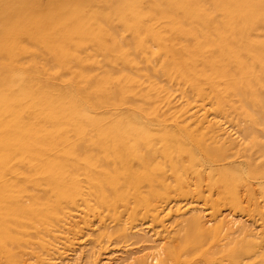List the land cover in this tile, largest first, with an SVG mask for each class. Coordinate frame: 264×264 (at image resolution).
I'll return each mask as SVG.
<instances>
[{"label": "bare ground", "instance_id": "6f19581e", "mask_svg": "<svg viewBox=\"0 0 264 264\" xmlns=\"http://www.w3.org/2000/svg\"><path fill=\"white\" fill-rule=\"evenodd\" d=\"M221 1L222 9H225L229 18L228 21L222 22V26L220 24L215 26L214 29L217 30V33L214 36L201 37L200 22L202 20L200 18L204 15L201 11L203 6L199 7L196 0H119L121 10H117V12L122 14L124 24L130 25L132 30L141 29L138 27V20L143 16L157 22L158 24H156L160 27H148L145 33L147 32L153 36L158 35V38L172 31L192 35L193 41L185 50L180 52L171 51L168 68L162 69L161 67L162 70H160L159 75L164 72L168 80L186 85L202 99L212 98L218 101L222 96L223 101L230 99L229 95L233 91L238 93V96H242V93L246 91V87L251 80V68L256 58L251 56V43L242 42L239 46H235L227 34L228 29L240 34L245 32L244 22L250 20L248 13H245V8L253 1ZM27 2H24V5H19L22 8L18 6L19 10L15 11L19 13L25 10L26 22L28 20L30 23L34 21V37L36 36L41 43L42 35H45L46 40L58 55L70 51L69 41L77 35H79V38L82 36L79 29L83 27L84 23L77 24L71 20L68 21L69 19L62 20V14L61 20L58 21L60 16H57V22L46 20L47 23L45 24L43 23L44 18H41L38 13H34V17H32ZM47 5L49 6V4ZM89 11L92 10L89 9ZM108 13L110 12L107 11ZM7 16L9 18V15ZM11 16L14 17L15 13ZM74 16L71 15L70 19ZM13 19L7 20V25L10 24L8 25L10 35L1 34L3 37H0V255L5 258L6 264H17L18 259V257L8 252V244L14 243L18 246L15 248L19 249L26 240L36 237L35 225H53L55 228L54 225H60L58 222L62 221L60 216L64 213V210L78 205L83 206L86 210L100 209L101 212H105L109 218L116 221L113 229H109L110 232L108 231V225L100 222L99 232H97L95 239L100 240L101 237L106 236L104 233L108 231V235L111 233L117 234L118 237L127 240L136 236L135 240L146 242L150 244L149 246L152 245L151 250L161 249L162 244L165 242L163 237L157 238L154 236L155 234L151 236H146V234L144 239L143 234L140 233L143 237H140V234L133 235L127 232L128 229L124 224L117 222L124 212L128 214L130 220H133L138 217L141 209L154 210L151 206L152 200L165 197L172 189L182 190L186 193L188 191L185 185L186 182L184 183L181 175L184 170L197 174L200 167L208 168L211 185L215 189L217 188L221 194L227 196L232 206L237 207L239 205V196L237 197L236 192L238 180L234 178L232 169L229 167L218 169L213 162L219 154V157H221L223 147L221 141L212 140L209 142L206 140L208 142L205 143L200 140V144L205 146V158L201 154L191 156L184 162L179 158L187 139L186 125L182 126V115L185 111L180 105L176 106L173 100L171 101L169 94H166L168 90H171V88L166 87L169 83L165 85L160 79H155L156 75L154 76L150 72V65L141 62L143 66L138 67L135 61L136 55L134 56L132 52L134 45L131 42L130 47H128L129 43L125 48L121 46V50L116 51L118 54L116 53L113 57L114 61L122 64V66L120 65L122 69L119 68L120 70L117 69L116 71L115 68L114 70L109 67L111 69L101 72L104 78H116L122 92L144 97L137 104V110L126 113V119L122 113L125 120H122V122L120 121L122 119L120 114L109 111L110 107H115L118 104H115L114 99L112 100L110 96L103 93L102 89L97 88L94 83L89 86L92 89L91 91L86 90L82 85L71 89L65 86L58 77L42 76L32 84L22 70V60H25V58L23 59V52L33 45L27 40L22 41L18 38V34L24 33L25 35L27 33V36L30 37V33L25 32V29L28 28H24V23L12 24ZM51 19L53 18L51 17ZM100 22H95V27L91 24L90 26L94 27L91 31L97 38L95 45L105 46L103 37L108 33L110 36L116 34V30L110 23L106 24L108 26L106 28ZM86 24L88 25V23ZM43 26L46 27L45 30H43ZM210 30L212 31V29ZM119 42L121 43L120 40ZM106 47L112 50L109 44ZM47 49L49 50V48ZM72 51L74 52V50ZM150 52L147 47L143 48V53L148 55ZM204 53H208V56L213 60V64L203 60ZM67 55L68 58L72 56ZM26 58L29 59V57ZM127 64H131L133 69L125 67ZM227 64H231V66L228 67ZM53 67L55 68V66L50 68L53 70ZM85 72L86 70L82 69L81 74L85 75ZM58 74L60 72L56 71V75ZM163 82L165 83L164 80ZM8 85L15 86L13 92L8 91ZM210 95L211 97H209ZM240 98L242 99V97ZM150 102H158V106L161 103L169 110L166 119L164 118V124L168 123L173 128L163 132L152 130V126H159L162 123L155 114L149 112V109H151ZM22 110L30 111L31 114L22 119L19 113ZM35 120L38 122L37 125L34 123ZM210 126L212 130L219 129V126L214 122H210ZM156 141L162 142L159 150L160 160H155L156 152H151L154 154H148L152 156H148L150 159L145 161V158H141L140 155L141 148L144 143L149 142L152 144L149 150L157 151V146H154ZM133 161L136 162V166H134ZM161 167H167L166 169L172 172L175 178L173 185L166 181V177L161 172ZM23 199L28 200V203L25 204ZM130 203L133 204V208L128 207V205H132ZM166 209L171 212L177 209L175 215H180L182 218L188 212L190 213L183 219L184 224H186V230H184L186 234H183L185 236L181 238V235H179L177 238L180 237V240L175 238V242L180 241L179 243L184 245L186 253L190 254L198 251L197 249L201 244H206L210 238L222 232V229H228L231 236L235 232L241 233L244 229L247 232L243 245L241 248H234L228 253L231 264H239L243 259L255 260L256 258H259L256 261L257 264H264V250L262 251V245L255 238L256 233L251 227L238 225L237 221L232 218L231 213L224 216L217 214L214 218H206L197 209L182 212L177 207L173 209V206H168ZM156 216L158 215L156 214ZM65 221L64 219V223ZM211 221H214L212 226H210ZM69 224H71L70 220ZM61 226L58 228H61ZM183 226L185 227V225ZM141 229L138 232H145ZM146 231L148 232V230ZM172 240L174 241L173 238ZM69 241L71 240H66V242ZM56 242L58 240H55ZM55 243H49L50 248L46 246L45 252L48 251L49 253H46L45 259L42 258L36 264H65L64 258L55 257V251H50L51 249H59L60 245ZM174 245V247L170 245L168 248L171 254H174L175 248L178 247L176 243ZM155 256L142 255V258L140 257L137 262L138 264H146L145 261L150 259L153 264ZM134 262V255L129 254L120 256L118 262L114 264H134Z\"/></svg>", "mask_w": 264, "mask_h": 264}, {"label": "rangeland", "instance_id": "374dc122", "mask_svg": "<svg viewBox=\"0 0 264 264\" xmlns=\"http://www.w3.org/2000/svg\"><path fill=\"white\" fill-rule=\"evenodd\" d=\"M27 1L28 0H0V37H3V35L5 34L8 35L10 33V31H8L10 29V27L8 28V25L10 24L7 25L8 23L7 20H9L10 18H14L13 21L10 20L12 21L11 22L12 24L24 23L25 24L24 28H28L25 29L26 30L25 32L28 31L30 33L29 35L30 37L27 36V33H25V35L24 33L18 34L19 37L18 35L16 36L22 41L27 40L28 42H30L31 45L36 46V47L29 46V48H27L23 52V59L25 58V60L24 61L22 60V70L25 73L26 77L31 80L30 82L32 84H34L39 78H42V76L58 77L65 86L71 89H75L78 85H82L84 88H86V90L91 91L92 89L89 88V86H91V84L94 83V85L97 88H99L100 90L102 89L103 93L110 96L112 100L114 99L113 101L115 104H118L115 107H110L109 111L114 112L116 114H120V118H122L120 119V121L122 120L125 121L124 116L127 115L126 113L137 110L138 109L137 104H139L144 97L142 95H135L128 92H122L119 87V82L117 81L116 78H111V79L109 77L104 78L103 77L104 75H102L101 72L103 70L111 69L109 67H112V69L115 68L116 71L119 68L122 69L121 68L122 64L114 61L113 57L117 52L121 50V46H124L125 48L129 45L128 47H130V42H131L134 45L132 47L131 44V47L133 48L132 52L134 53V56L136 55L135 61L138 64V67L140 68L141 66H143V64H148L150 65L151 70L155 69L153 70L154 72L151 70L150 72L153 73L154 76L156 75L155 79L157 80L160 79V81L163 84L166 85L169 83L168 86L166 85V87L171 88V90H168L167 88L168 93H166V91L165 93L169 94V98L171 99V101L173 100L176 106L180 105V107L183 108V111H185L184 114L182 115L183 118L182 126L186 125L187 139L184 144V150L182 151L179 158L183 162L191 158V156H198L200 154L202 155L203 158H205L206 156L204 152L205 146L204 145L202 146L200 144V140L204 141L205 143H207L208 141L210 142L212 140L221 141L223 144L221 157H219L220 155L219 154L213 162L215 167H217L218 169H222L224 167H229L232 169V174L234 173L233 174L234 178L238 180L236 192H237V197L239 196L238 197L239 205L237 207L232 206L228 201L227 196L221 194V192H219L217 188L215 189V187L211 185L208 177L209 175L208 168L205 169V167H200L199 168L200 170L197 174L184 170L182 171L181 175L184 180V183L186 182L185 185L188 190L186 193H184L182 190L172 189V191L167 193L165 197L155 198L152 200L151 206L153 207L154 210L141 209L139 210L138 217L133 220H130L128 214L124 212L122 214V217H120V220L117 222L119 224L121 223L124 224L125 227L128 229L127 232L132 233L133 235H137L140 233L143 234L144 239L146 238V236L148 235L151 236L153 234H155L154 236L157 238L163 237L165 239L163 241L165 242L162 244L163 247L161 249L151 250V248L153 247L152 245L149 246L150 244L146 242L135 240L136 236L135 238H131V239L129 238L130 240L129 239L127 240L126 238L123 239L118 237L117 234L111 233L108 235L107 233L109 229H113V227L116 224V221L109 218L106 215V213L101 212L100 209L86 210L84 209L83 206L78 205L77 207L73 206L70 207L71 209L68 208L64 210L63 213L64 215L62 214L60 216V220L62 221L58 222L60 225L57 226L54 225L55 228L57 227L56 228L57 230L53 227V225L50 226L40 225L42 228L39 225H35V228L37 229V230L35 229V231L37 232L35 238L26 240L25 243L21 247H19V249L15 248L18 246L14 243L8 244L7 246L8 252L13 256L18 257L17 264H23V262L24 264H36L42 258L45 259V257L47 256L46 253H49L48 251L45 252L46 246L50 248L51 246L49 243L51 244L55 243V240H58V242H56L55 244L60 245V247L58 250L51 249L50 251L51 252L55 251L54 254L55 257L60 256L61 258H64L65 264H106V263L114 264L118 262L120 256H126L129 254L134 255L135 258L134 264H138L137 262L138 259L140 257L142 258V255H146V254H150L151 256L156 255L155 260H153V264H231V260L228 257L229 256L228 253L234 248H238V249L241 248L244 239L246 238L247 230L244 231L243 229L241 233L235 232L231 236L230 231L228 229H222V232H220L217 236L215 235L212 238H210L208 242H206V244L205 243H203L204 245L201 244V246L197 249L198 251L191 252L189 254L184 251L185 247L182 243H179L180 241L177 242L175 241L177 239L180 240L185 236V235L183 236V234H186V232L184 231L186 230V224H184L183 219L187 214L189 215L190 213L188 212L182 218L180 217V215H175V211L177 210L175 209V207H177L181 212L191 211L192 209L200 210L202 215L206 216V218H214L215 216H217V214L224 216L225 214L231 213L232 218L235 221H237L238 225L251 227L253 229V231L257 235L255 236V238L257 242H259L260 245H262L263 247L262 251H263L264 250V172H263L264 171L263 168L264 167V0H252L253 2L248 4V6H246L245 13H248V16H250V20L249 22L246 21L244 22L245 32L243 34L229 31V29L227 31L228 37L230 36L229 37L230 41H232V43L235 46H239L242 42L251 43L252 44L250 48L251 56L253 58H256V60L251 68L250 84L246 87V91L242 93V96H238V93L233 91L229 95L230 99L223 101H222V96L219 98L218 101H215L212 98L202 99L198 97L194 92H192L186 85H182L180 82H176L174 80H168L164 72L160 73L159 75L160 70L168 68V64L171 59V51L180 52L185 50L187 46L193 41L192 35L183 34L178 31L177 32L172 31V32H167L166 35H164L163 37L160 36L158 38L157 37L158 35L153 36L148 34L147 32L145 33L146 28L148 27L149 28L157 27V26L160 27V25H157L158 24L157 22H153L147 16H143L140 18V20H138V24H139L138 27L141 28L140 30L138 29L132 30V27L130 25L124 24L122 14L117 12V10H121V7H119L120 4L119 0H43V1L29 0V2ZM196 1L198 2L199 7L203 6L202 8L205 9L204 10L201 8L202 14H204V15L201 14L202 17L200 18L202 22L204 21L203 23L200 22L201 37L214 36L217 33V30L214 29L215 26L218 24L222 26V22L228 21L229 18L225 9H222L223 8L222 1L221 0H213V2L212 0H208V2L207 0L206 1L196 0ZM24 2L25 3L27 2L28 3L27 5L30 6V13H32V17H34L33 16L34 13L36 14L38 13L39 16L41 15V18H44L43 23L45 24L47 23V21L57 22V18H58L57 16H60L58 18V21L61 20L62 14H63L62 20L69 19L68 21L71 20L73 22H76L77 24L84 23L83 27L79 29L81 30L80 34H82V36L79 38V35H77L79 33H77L76 34L77 36H75L74 39H71L69 41L70 51L62 55H58L56 50H54L52 45L48 42V40H46L45 35H42L43 37L42 39L44 41L41 39V43L37 40L36 36L34 37L35 23L34 21L30 23V21L28 20L27 21L28 24H27L26 22L27 15H25V10L16 13V11L19 10L18 6L24 5L25 4ZM47 4H49V6ZM53 4L56 5L58 4L57 6L59 8ZM46 5L48 6V8ZM19 7L22 8L21 6ZM50 8L51 9L54 8V9L51 10ZM87 8L91 9L92 11L88 12L89 9ZM61 10H63L64 12ZM107 11L110 12L111 14L108 13L109 14L108 15ZM10 12H12L11 15L15 13V16L12 17L10 15ZM4 14L6 16L5 18H4ZM67 14H69L70 16ZM73 14L74 15L76 14L75 15L76 17ZM7 15H9V18ZM66 15L68 18L66 17ZM71 15L74 16L75 19L73 17H72L73 20L72 18L70 19ZM81 15L85 17L84 18L83 16L80 17ZM51 17L53 19H51ZM93 20L96 23L101 21L100 23L106 28H108L106 24L110 23V25H113L114 29L116 30V34L110 36L108 35L109 34L108 33L103 37L105 46L95 45L97 38H95L96 37L95 34H92L91 31V29H94L96 25V23ZM86 23H88V25ZM91 24L94 27L90 26ZM28 25L29 27L30 26L31 27L29 28ZM45 28L46 27L43 26V30H45ZM5 29L7 30L8 33L6 32ZM210 29H212V31ZM3 30H5L6 33L3 32ZM119 40L121 41V43L119 42ZM108 44L111 46L113 51L110 50L108 47H106V45ZM144 47H147L148 50L151 51L150 54L147 55L143 53ZM163 47L164 49H162ZM47 48H49V50ZM72 50H74L75 53ZM66 55L67 56L72 55V56H69L68 58L66 57ZM26 57H29V59H27ZM84 57H88V58H84ZM203 60L205 62L213 64V60L208 56V53L203 54ZM66 61L67 63L65 64ZM34 63L38 65L35 66ZM74 65L76 66V68ZM49 66L50 67L55 66V68L53 67L52 70V68H50ZM227 66L230 67L231 64H227ZM125 67L132 68V65L127 64L125 65ZM82 69L86 70L85 75L81 74ZM56 71L60 72V74L56 75ZM163 80L165 81V83L163 82ZM14 87H15L14 85H8L7 89L8 91L13 92ZM161 94H163V92H161ZM209 97H211V95ZM240 97H242V99ZM157 103L158 102H150L151 109H149V112L155 114V116L160 119L162 125L152 126V130L156 132H163L164 130L173 128L168 123L164 124L169 110L166 109V107L163 104L159 103L158 106ZM19 113L22 119L27 118L28 115L31 114L30 111H26V110H22ZM122 113L124 114V116ZM121 114L123 117L121 116ZM210 122L216 123L219 126V129L212 130L210 126ZM34 123L35 125H37L38 124L37 120H35ZM151 145L152 144L149 142L144 143L143 147L140 150L141 158L143 159L145 158L144 160L148 161L150 159V157L148 156H152L154 154L151 152H156L154 158L155 160H160L161 155L159 154V150L161 149L162 142L161 141L154 142V146L155 147L157 146L156 147L157 151H150L149 148ZM150 153L152 155H148ZM245 154L246 156H244ZM135 163L136 162L133 161L134 166H136ZM166 168L167 167H161V172L163 176L166 177V181L170 185H173L175 179L174 175L169 169ZM27 201L28 200L23 199V202L25 204L28 203ZM129 206L133 208V204L128 205V207ZM168 206H173V209L175 210H173V212L168 211L166 209V207ZM72 209L73 211H71ZM156 214L158 216H156ZM64 219L66 220L65 223L67 222L66 224L64 223ZM68 219L70 220L71 224H69ZM100 222H104V224L108 225L107 226L108 231L107 233H104V235L106 236H103L100 238V240H97L95 239V236L97 232H99L98 228L100 227L101 224ZM213 224L214 221H211L210 226H212ZM183 225H185V227ZM60 226L61 228H58ZM139 229L145 231L146 233L141 231L138 232ZM146 230H148V232ZM143 235H141L140 237H143ZM179 235H181V238L180 237L177 238ZM172 238L174 239V241L172 240ZM69 239L71 241L66 242V240ZM175 243L176 246L178 247L175 248L176 250L174 251L175 253L171 254L168 248L170 245L174 247ZM258 260L259 258L258 259L256 258L255 260L243 259V261L242 262L240 261L239 264H257L256 261ZM145 263L152 264L150 259L145 261ZM0 264H6L5 258L2 255H0Z\"/></svg>", "mask_w": 264, "mask_h": 264}]
</instances>
